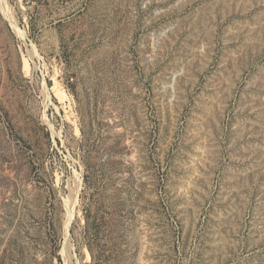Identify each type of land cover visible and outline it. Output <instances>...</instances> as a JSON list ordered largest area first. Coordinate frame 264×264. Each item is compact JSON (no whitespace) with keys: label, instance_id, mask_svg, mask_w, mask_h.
Instances as JSON below:
<instances>
[{"label":"rangeland","instance_id":"obj_1","mask_svg":"<svg viewBox=\"0 0 264 264\" xmlns=\"http://www.w3.org/2000/svg\"><path fill=\"white\" fill-rule=\"evenodd\" d=\"M0 264H264V0H0Z\"/></svg>","mask_w":264,"mask_h":264}]
</instances>
